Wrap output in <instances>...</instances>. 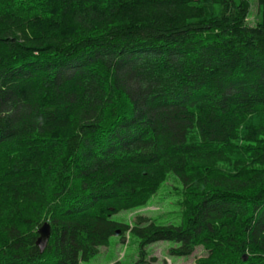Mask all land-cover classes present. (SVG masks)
Wrapping results in <instances>:
<instances>
[{"label": "trees", "instance_id": "trees-1", "mask_svg": "<svg viewBox=\"0 0 264 264\" xmlns=\"http://www.w3.org/2000/svg\"><path fill=\"white\" fill-rule=\"evenodd\" d=\"M0 0V264L112 235L264 264V0ZM172 173L180 225L139 215ZM49 224L43 251L37 230Z\"/></svg>", "mask_w": 264, "mask_h": 264}, {"label": "rangeland", "instance_id": "rangeland-1", "mask_svg": "<svg viewBox=\"0 0 264 264\" xmlns=\"http://www.w3.org/2000/svg\"><path fill=\"white\" fill-rule=\"evenodd\" d=\"M251 8L248 22L253 24L259 19L257 0H250ZM182 190L180 180L170 173L148 202L138 208L121 211L112 220L130 226L136 216L142 215L157 224L180 225L181 212L179 199ZM176 246L169 241H156L141 245L137 234L127 232L123 237L112 235L106 246L100 247L96 255L81 264H191L203 250L198 247L191 256L169 254V248Z\"/></svg>", "mask_w": 264, "mask_h": 264}, {"label": "water", "instance_id": "water-1", "mask_svg": "<svg viewBox=\"0 0 264 264\" xmlns=\"http://www.w3.org/2000/svg\"><path fill=\"white\" fill-rule=\"evenodd\" d=\"M37 233H38V237L36 239V246L40 249V251H43L47 245L50 235L49 224L47 222H44L38 228Z\"/></svg>", "mask_w": 264, "mask_h": 264}]
</instances>
